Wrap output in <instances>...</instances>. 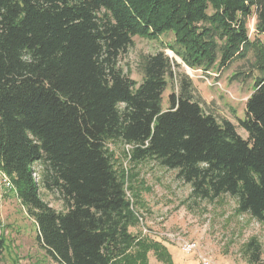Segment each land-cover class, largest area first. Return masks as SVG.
Returning a JSON list of instances; mask_svg holds the SVG:
<instances>
[{
  "label": "trees",
  "instance_id": "trees-1",
  "mask_svg": "<svg viewBox=\"0 0 264 264\" xmlns=\"http://www.w3.org/2000/svg\"><path fill=\"white\" fill-rule=\"evenodd\" d=\"M167 34L172 43L141 57L139 84L124 74L119 57L133 38ZM166 49L204 73L250 56L257 76L238 121L246 139L203 110ZM110 142L131 147L133 163L176 170L195 199L235 198L238 213L264 225V0H0V172L57 264H147L149 251L162 253L128 232L135 218ZM35 163L64 211L40 199ZM3 251L0 236V260ZM244 254L264 264L255 239Z\"/></svg>",
  "mask_w": 264,
  "mask_h": 264
},
{
  "label": "rangeland",
  "instance_id": "rangeland-1",
  "mask_svg": "<svg viewBox=\"0 0 264 264\" xmlns=\"http://www.w3.org/2000/svg\"><path fill=\"white\" fill-rule=\"evenodd\" d=\"M254 24L252 16L248 20L251 39L255 34ZM172 41L171 34L158 40L135 37L132 47L119 57V66L139 84L141 57L156 53L162 49L161 44ZM164 52L180 64L178 71L192 80L203 110L218 121H230L236 132L246 139L247 134L238 121L244 119L245 102L253 92L257 76L248 63L250 56L220 73L216 70L204 73L185 67L171 51ZM237 73L241 75L234 79ZM173 91H176L175 82L169 81L162 96L163 111L168 108V96ZM107 148L114 167L124 176L126 199L135 218L128 232L137 240L147 241L162 250L158 254L149 251L147 264H201L200 256L218 264H249L244 250L251 239L260 244L264 259V225L247 214L238 213L235 198L222 195L214 201L195 199L190 185L176 177V170L163 168L152 159L133 163L131 147L122 143L110 142ZM32 172L40 199L55 211H64L60 195L41 185L42 166L33 164ZM36 235V224L16 197L14 188L0 182V236L4 241L0 264H57L38 246ZM183 243H195L197 251L190 255L183 253L180 249Z\"/></svg>",
  "mask_w": 264,
  "mask_h": 264
},
{
  "label": "built area",
  "instance_id": "built-area-1",
  "mask_svg": "<svg viewBox=\"0 0 264 264\" xmlns=\"http://www.w3.org/2000/svg\"><path fill=\"white\" fill-rule=\"evenodd\" d=\"M0 182L5 187H13L9 177L3 174L2 172H0ZM180 249L183 253L188 255L193 254L197 251L195 243H183ZM200 259H201V264H218L206 257L200 256Z\"/></svg>",
  "mask_w": 264,
  "mask_h": 264
}]
</instances>
